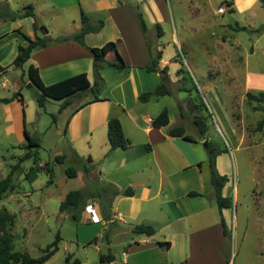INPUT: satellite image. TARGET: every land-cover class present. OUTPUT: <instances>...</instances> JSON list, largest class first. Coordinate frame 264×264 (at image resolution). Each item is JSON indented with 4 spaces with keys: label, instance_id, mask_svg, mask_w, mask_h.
<instances>
[{
    "label": "crops",
    "instance_id": "1",
    "mask_svg": "<svg viewBox=\"0 0 264 264\" xmlns=\"http://www.w3.org/2000/svg\"><path fill=\"white\" fill-rule=\"evenodd\" d=\"M260 1L234 0L235 10L246 11ZM29 5L34 8L38 29L32 18H12L23 14ZM142 5L148 26L151 24L154 31L155 26L162 22L150 10L155 13L164 6V0H142ZM82 12L93 23L104 22L99 33L86 35L85 45L73 40L53 43L35 51L23 68L13 65L19 47L26 46L28 39L48 36L56 40L78 34L82 29ZM111 42L116 43V53L127 68L117 71L107 66L101 70L99 99L95 100L94 96L71 113L60 136V142L65 145L55 151V158L65 157L62 164H57L69 162L76 170L73 179L84 178L82 192L88 187L96 190L97 182L102 185L100 197L105 203L97 202L94 191L85 208L74 212L79 217L78 221L73 219L72 213L59 214L61 217L67 215V218L63 222L58 221L63 227L58 252L62 242L68 239L76 242L78 248L84 247V253H73L75 264H230L223 253L221 223L224 218L229 226L226 216L229 209L221 212L219 208L211 184L209 157L206 158L205 152L200 150V140L192 137L194 141H188L169 135L171 129L185 127L181 109L180 113L176 111L174 122L168 109V126L153 127V120L167 109H162L161 103L173 94L153 97L148 102L140 99L142 94L154 91L161 84L162 75L161 72L146 70L151 58L149 42L129 5L121 4L119 0H0V66L5 68L0 71V100H10L0 103V111L10 116L12 112L7 111L11 109L18 113L26 104L22 94L23 86L28 83L26 66L36 67L47 86L81 74H86L93 85L94 61L88 48H102ZM116 53L107 55L106 61L114 62ZM165 67L168 68L169 84L180 82V68L176 69L175 75L170 63L164 60L163 52L159 68ZM17 73L20 74L12 77ZM24 74L25 77H21ZM81 97L73 98L71 106L74 99ZM111 118L120 120L125 136L132 142L128 149L111 150L108 139V121ZM186 135L191 136L187 129ZM203 141L206 140L200 143ZM254 141L251 139L250 144ZM219 162L220 157L217 169L224 175ZM44 164L40 161L38 166ZM55 164V160L49 162L54 174ZM31 174L29 172L28 175ZM110 184L121 191L132 188L134 195L114 197L111 188L103 192ZM227 184L223 196L231 198ZM192 192L199 196H190ZM235 192L238 197L239 190ZM89 205L102 221L90 219L85 211ZM3 206L16 217L6 205ZM66 220L70 221L67 226L70 229L64 226ZM138 225L154 227L155 235L148 237L134 233L133 229ZM70 226L75 229L73 235L68 233ZM167 243L169 246L164 245ZM114 248L122 249L120 259L113 254ZM64 250L70 252L71 248L66 246ZM58 252L45 264H49ZM124 252H127L126 263ZM65 259L67 264H71L70 256Z\"/></svg>",
    "mask_w": 264,
    "mask_h": 264
},
{
    "label": "rangeland",
    "instance_id": "2",
    "mask_svg": "<svg viewBox=\"0 0 264 264\" xmlns=\"http://www.w3.org/2000/svg\"><path fill=\"white\" fill-rule=\"evenodd\" d=\"M122 1L143 12L142 0ZM150 12L161 18L164 31L160 37L156 26L154 31L151 24L148 26L147 38L154 55L164 52V60L170 63L175 75L176 69L181 68L184 70L181 77H185L170 85L173 95L161 103L162 109L170 110L173 122L176 111L180 113L182 109L187 133L200 140V150L206 158L209 157L206 142L222 152L219 169L227 177L233 200V207L226 212L231 235L230 264H264V132L258 130L264 119L261 110L264 105L246 97L247 93L264 92L263 4L253 3L246 11H239L235 10L234 0H164L163 7ZM22 94L26 104L18 113L10 109L7 112L12 114L7 116L0 111V179L6 178L27 153L24 130L40 142L41 147L36 149L38 163L32 157L21 164L12 178L14 188L0 202V210L6 205L16 215L9 224L14 250L39 258L57 235H63L58 221L63 222L67 215H59L61 202L69 192L84 189V178L67 177L66 171L72 167L69 162L55 164L53 179L44 169L28 174L40 161L55 160L56 149L65 145L60 136L71 113L94 95L87 92L61 112L62 101L48 100L45 107L39 106L41 91L29 79ZM194 103L203 109L199 117L204 123L198 126L191 111ZM173 107L176 109L172 110ZM201 128L204 134H200ZM251 139L256 141L250 144ZM202 140L206 141L200 143ZM101 188L97 182L96 190L85 189V204L94 191L97 202L103 203ZM68 222L64 226L70 229ZM71 224L76 226L74 222ZM68 233L75 234V229L71 227ZM75 243L68 239L62 242L60 252L49 264H67L65 258L69 256L73 264V253H84V247L78 248ZM66 246L71 248L70 252L64 250ZM121 251L113 249L116 258L120 259Z\"/></svg>",
    "mask_w": 264,
    "mask_h": 264
},
{
    "label": "trees",
    "instance_id": "3",
    "mask_svg": "<svg viewBox=\"0 0 264 264\" xmlns=\"http://www.w3.org/2000/svg\"><path fill=\"white\" fill-rule=\"evenodd\" d=\"M119 2L121 4L129 5L132 8L135 18L137 19L142 32L147 38L148 25L141 9H139V7H133L130 5V3L122 0H119ZM261 3L263 4V8H264V1L261 0ZM16 17L18 18L20 17L22 19L23 18L34 19V26L36 29H38V24L35 18L33 6L31 5L27 6L25 8L24 13L21 15L12 16L13 19H15ZM81 20H82L81 31L72 38H59L54 40L48 36H45L43 38L38 37L34 40L28 39V44L26 46L19 47V53L13 65L17 68H23V66L30 60L31 55L35 51L45 49L53 43L73 40L77 43L85 45L86 35L90 33H99L104 27L103 21L93 23L89 19V17L86 16L84 12H82L81 14ZM156 28L160 34V37H162L164 35V32L160 24H157ZM262 29H264V26L262 27ZM88 49L91 52L94 61L93 67H94L95 80L93 85H91L86 74H81L69 78L67 80L61 81L59 83H56L54 85L47 86L44 84L42 78L40 77L39 70L33 65H30L28 67L27 75L29 81L41 91V95L37 99L38 104L41 108L46 106L48 100L62 101L63 104L60 109V111L62 112V110L71 106L73 98L77 96L78 97L83 96L89 91L92 92V94L95 96V100H98L99 86L102 80L100 76L101 70H103L107 66L112 67L117 71H123L127 68L122 58L119 56V54L116 53L117 51L116 43L111 42L102 48H88ZM149 51L151 58L149 64L146 67V70L148 72H161L162 82L154 91L142 94L140 97L142 102H148L153 97L172 95V90L168 79V68L165 67L162 70H160L159 68V64L160 61L162 60V55H163L162 52L158 51L154 55L153 48L150 43H149ZM111 53H116V58L114 62L110 63L106 61V57ZM3 69L5 68L0 66V71H2ZM183 71L184 70L180 68L178 70V75L181 76ZM183 80H185V77H182L180 82ZM180 91H182V89H180ZM246 97L251 102H256L264 105V92H260L258 94L247 93ZM8 102H10V100L8 99L0 100V103H8ZM21 102L24 104L23 99H21ZM201 110H203L202 107L197 103H194L193 106L191 107V111H193L194 113L193 115L195 116L194 123L197 126L204 123V120H202V118L199 117ZM261 110L264 111V107H262ZM181 117H184L182 109H181ZM169 123H170V115L168 109H165L152 122L153 127L155 128L166 127L169 125ZM263 129H264V119L258 125L259 131H263ZM199 132L200 134H204L205 131L204 129L201 128ZM24 133L28 140V144L25 147L27 153L22 158L19 159V162L15 166L12 167L11 173L6 178L0 179V201L4 199L7 193L13 190L14 185L12 178L15 172L18 169H20L21 164L24 161L31 159L32 157H35V164L38 163V156H37L38 150L36 151V149L41 147L40 142L38 140L32 139L26 130H24ZM169 135L171 137H182L188 141H194V139L191 136L186 135V129L184 126H178L176 128L171 129L169 131ZM108 139L111 150H115L119 148L126 150L132 144V142L125 136L122 124L120 120L117 118H111L108 121ZM208 145H209V149H208L209 163L211 168V184L215 190V197L219 205V208L222 212L223 210H228L232 208L233 202L231 198L223 196V190L228 180L227 177L221 175L217 169V159L222 152L217 150L215 147H212L209 143ZM33 149H35V151H33ZM64 160H65L64 156H57L55 158V163L62 164ZM43 169L48 171V174L50 175V179H53L55 177L54 170L50 168L49 163L44 164V166L42 167H39L37 165V168L31 169L30 173H33L34 171H40ZM66 174L70 178H75L77 173L74 168H71L66 171ZM110 188L113 189L112 193L114 197L120 195L131 197L134 195V190L132 188H128L126 190L121 191L111 184L108 185L107 188L103 189V192L106 193ZM189 195L193 197L199 196V194L195 192H192ZM84 198H85L84 193L80 190L69 192L61 202L60 213H65V212L72 213L73 219L75 221H78L79 217L74 212L79 211L84 206L85 204ZM14 219L15 216L10 215L6 209L0 210V264H45L53 255H55L59 251V241H60L59 235H57L53 243H51L50 245L47 246V248L42 250L43 255L39 258H32L27 252L14 250L13 234L9 227V224H12ZM221 223H222L223 237H224L223 253L227 261L230 263V256L228 252V247L231 241L230 230L224 218H222ZM133 232L138 235L151 237L155 235L156 230L154 227L149 225H138L134 227ZM164 245L169 246L168 243ZM67 261L69 262V258H67Z\"/></svg>",
    "mask_w": 264,
    "mask_h": 264
},
{
    "label": "built area",
    "instance_id": "4",
    "mask_svg": "<svg viewBox=\"0 0 264 264\" xmlns=\"http://www.w3.org/2000/svg\"><path fill=\"white\" fill-rule=\"evenodd\" d=\"M85 211L87 212L88 216L90 217V219L92 220H97V221H102L101 218L99 217V215L96 213L95 209H93L92 205H89L86 207ZM123 257H124V262L126 263L127 260V252L123 253Z\"/></svg>",
    "mask_w": 264,
    "mask_h": 264
},
{
    "label": "water",
    "instance_id": "5",
    "mask_svg": "<svg viewBox=\"0 0 264 264\" xmlns=\"http://www.w3.org/2000/svg\"><path fill=\"white\" fill-rule=\"evenodd\" d=\"M47 32V31H46ZM30 86H32L31 84H30ZM206 146H208V144L206 143Z\"/></svg>",
    "mask_w": 264,
    "mask_h": 264
}]
</instances>
